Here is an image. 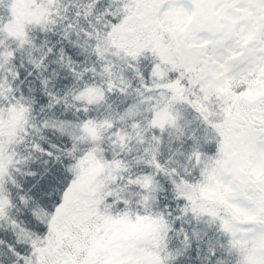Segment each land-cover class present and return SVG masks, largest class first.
Listing matches in <instances>:
<instances>
[{"label":"snow or ice","instance_id":"1","mask_svg":"<svg viewBox=\"0 0 264 264\" xmlns=\"http://www.w3.org/2000/svg\"><path fill=\"white\" fill-rule=\"evenodd\" d=\"M0 264H264V0H0Z\"/></svg>","mask_w":264,"mask_h":264}]
</instances>
